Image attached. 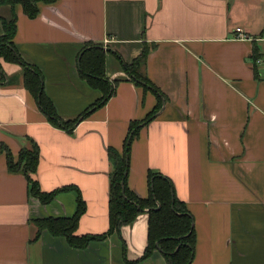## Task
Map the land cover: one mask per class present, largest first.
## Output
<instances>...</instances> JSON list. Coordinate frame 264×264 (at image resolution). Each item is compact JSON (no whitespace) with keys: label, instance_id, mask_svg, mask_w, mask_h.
I'll return each instance as SVG.
<instances>
[{"label":"crops","instance_id":"crops-1","mask_svg":"<svg viewBox=\"0 0 264 264\" xmlns=\"http://www.w3.org/2000/svg\"><path fill=\"white\" fill-rule=\"evenodd\" d=\"M39 11L30 19L21 6L6 5L0 17L16 13L14 43L43 73L58 115L76 120L102 97L80 76L79 54L88 44L103 46L115 93L68 132L52 125L23 86L22 67L0 60V144L15 160L31 141L38 145L31 177L41 191L78 190L43 204L23 174L9 172L1 152L0 264H167L159 250L141 261L147 211L120 235L83 249L47 230L37 238L33 223L72 218L79 192L87 211L77 235L109 230L108 150L123 153L130 124L146 120L159 103L123 69L145 48L141 70L164 102L133 140L129 188L148 199L149 172L172 181L195 222L192 264H264V65L253 60L254 49L264 58V0H58L40 3ZM238 28L249 39H238Z\"/></svg>","mask_w":264,"mask_h":264},{"label":"trees","instance_id":"trees-1","mask_svg":"<svg viewBox=\"0 0 264 264\" xmlns=\"http://www.w3.org/2000/svg\"><path fill=\"white\" fill-rule=\"evenodd\" d=\"M58 0H0V7L9 5L12 8L19 5L23 12L30 18L36 19L39 14V4L52 5ZM17 15L14 12L10 20L0 17L4 35L0 37V60L6 63L20 65L23 69V86L32 94L35 101L39 103L41 111L46 118L60 129L71 132L80 123L88 118L89 114L98 108L106 105L108 100L115 93V86L107 79L105 71V51L103 46L88 44L79 54V72L83 80L88 84L102 91V97L93 106L86 109L76 120L65 121L62 119L54 106V103L45 93L44 75L36 67L28 64L21 58L19 51L14 43L18 27ZM254 63L259 60V53L254 49ZM149 48H145L142 56L132 64L127 65L123 61V69L130 79L138 86L143 87L146 91L151 92L158 100V107L150 113L146 120L137 122L133 121L129 126V135L124 142V151L109 148L108 159L112 165L110 173V198L108 203L109 209V230L103 235H86L79 236L76 231L80 218L86 213V203L82 195L78 192L77 213L72 218H47L35 220L33 223L38 228L36 237L47 230L52 235L63 236L74 248H86L90 242L95 240L103 241L110 235L117 233L120 235L124 226L134 224L135 219L145 213L149 215L148 246L145 249L141 261L151 258L153 253L160 248L167 264H192L195 258L196 237L194 228V219L185 204L178 200L174 192L172 181L158 173L149 172L148 186L150 196L148 199L140 198L137 193L133 192L128 185V174L130 170V153L132 150L133 140L139 135L140 130L146 127L155 119V114L162 108L164 94L158 87L153 85L144 75L141 68L145 65L148 58ZM2 66L0 63V71ZM5 78V75L1 73ZM18 159L15 160L11 150L5 145L0 144V153H6L7 166L10 173H21L29 183L30 194L38 198L41 203L49 204L60 191L77 190L75 187H65L57 189L54 192H43L36 180L31 177L39 167L40 149L36 143L30 142L29 147L21 149ZM78 191V190H77ZM157 207H160L158 209Z\"/></svg>","mask_w":264,"mask_h":264},{"label":"built area","instance_id":"built-area-1","mask_svg":"<svg viewBox=\"0 0 264 264\" xmlns=\"http://www.w3.org/2000/svg\"><path fill=\"white\" fill-rule=\"evenodd\" d=\"M237 38L238 39H241V40H247V39H249L248 37H246L243 34V31L240 28L237 29ZM257 64H263L264 65V58H261V59L257 60Z\"/></svg>","mask_w":264,"mask_h":264},{"label":"water","instance_id":"water-1","mask_svg":"<svg viewBox=\"0 0 264 264\" xmlns=\"http://www.w3.org/2000/svg\"><path fill=\"white\" fill-rule=\"evenodd\" d=\"M158 209H160V207H157ZM158 250L161 252L160 248H158Z\"/></svg>","mask_w":264,"mask_h":264}]
</instances>
